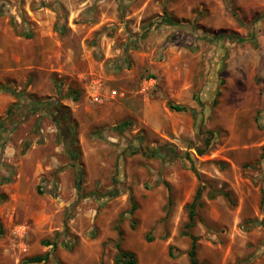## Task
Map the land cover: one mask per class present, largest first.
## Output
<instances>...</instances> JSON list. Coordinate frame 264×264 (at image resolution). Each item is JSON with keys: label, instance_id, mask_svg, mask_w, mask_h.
<instances>
[{"label": "rangeland", "instance_id": "rangeland-1", "mask_svg": "<svg viewBox=\"0 0 264 264\" xmlns=\"http://www.w3.org/2000/svg\"><path fill=\"white\" fill-rule=\"evenodd\" d=\"M0 11V119L11 87L58 100L76 140L67 149L44 113L8 138L0 264H117L120 249L137 264H189L202 185L199 261L264 264V0H0ZM233 12L255 22V40L213 39L249 34ZM161 148L174 154L150 156Z\"/></svg>", "mask_w": 264, "mask_h": 264}, {"label": "trees", "instance_id": "trees-1", "mask_svg": "<svg viewBox=\"0 0 264 264\" xmlns=\"http://www.w3.org/2000/svg\"><path fill=\"white\" fill-rule=\"evenodd\" d=\"M165 15L166 17L164 18L171 19L167 13H165ZM233 15L239 21L238 13L233 12ZM0 16H1V11H0ZM259 20L260 19L256 20V22H258ZM239 22L242 25L245 24L242 21H239ZM254 24L255 22L252 23L250 26L244 25L246 28L250 29L249 34L246 36L238 35V38L235 39L234 36L223 33L216 37H213V39H216V40L219 39V40H222L223 42L224 41L229 42L230 40L235 41V42H246V41H251V40L253 41L256 38ZM185 28L190 29L196 34H199V35L201 34V36H204L205 34L195 25H190L188 27L185 26ZM2 89L13 94L17 98V102L14 103L8 109L6 116L0 119V163L2 160V155H3L5 145L7 144V140L10 137V135L17 129V127L20 124L25 122L31 115H34V114L44 113V114L50 115L53 118L58 129L61 130L64 140L69 143V146H67L66 148L68 149L69 147L75 146L76 140H75L73 133L71 132L67 111L64 107L60 105L58 100L40 102V101L33 99L32 96L25 94L24 91H18L11 87L2 88ZM69 94L74 99L77 98V91L70 90ZM169 107L177 111L188 110V107L186 106L174 105L173 103H170ZM126 125H127V122L125 121L121 123L120 125H118L116 128H123ZM208 133L211 135L207 137V140H208L207 147H210L211 146L210 138L212 137L214 133L212 131H209ZM197 150H198L199 155H203L207 152L206 148L205 149L198 148ZM173 154L174 152H167L164 148H161L160 150L152 151L150 153V156L154 158L156 157V158L164 159L166 157L170 158V155H173ZM75 155H76V151L73 150L72 156H75ZM171 160L174 161V159H170L169 161L173 162ZM263 161H264V154L262 157V161L260 163L262 167H264ZM81 174H82V171H81ZM203 189H204V185L200 186L196 192L194 199L192 200L191 203L188 204L189 220L186 224V231H184V234L187 236H190L192 240V244L189 249V257H190L189 264H203L198 259L199 238L196 235L192 234L191 232V229L194 228V226L196 225V219L198 217V210L200 207L203 206V200H202L203 199ZM262 191H263V202H264V186L262 188ZM218 195H224L225 197L229 199L232 198L231 193L225 190L217 191V190L212 189L209 193V197L212 199L216 198ZM254 224H260L264 226V220H256ZM65 229L66 231L68 230L67 222L65 225ZM0 232H1V229H0ZM47 244L53 245L54 248L58 246L57 241H47ZM46 260H47V255H40V256H35V257L28 259L27 262L28 263H40ZM137 261L138 259L134 252L122 250V249L119 250V253L117 254L116 259H115V262L117 264H137Z\"/></svg>", "mask_w": 264, "mask_h": 264}, {"label": "water", "instance_id": "water-1", "mask_svg": "<svg viewBox=\"0 0 264 264\" xmlns=\"http://www.w3.org/2000/svg\"><path fill=\"white\" fill-rule=\"evenodd\" d=\"M65 146L66 147L69 146V143L67 141H65ZM171 161H173V160H171Z\"/></svg>", "mask_w": 264, "mask_h": 264}]
</instances>
